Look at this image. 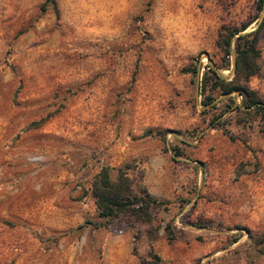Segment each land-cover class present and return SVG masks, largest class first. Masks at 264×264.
Instances as JSON below:
<instances>
[{"label": "rangeland", "instance_id": "374dc122", "mask_svg": "<svg viewBox=\"0 0 264 264\" xmlns=\"http://www.w3.org/2000/svg\"><path fill=\"white\" fill-rule=\"evenodd\" d=\"M256 2L0 0V264H264V52L251 107L198 92ZM102 167L161 201L149 223L103 226Z\"/></svg>", "mask_w": 264, "mask_h": 264}, {"label": "trees", "instance_id": "16d2710c", "mask_svg": "<svg viewBox=\"0 0 264 264\" xmlns=\"http://www.w3.org/2000/svg\"><path fill=\"white\" fill-rule=\"evenodd\" d=\"M54 7V0H48ZM256 10L260 13L263 11L257 26L245 33L234 35L238 31L246 28L247 24L242 25L240 29L229 30L222 27L217 45L222 53V58H228L231 53V45L233 44L235 63L234 74L231 80L222 78L216 70L210 65L205 66V70L201 75L198 83L199 90L207 92L205 97L208 101L213 100L209 92L214 88H219L223 93L236 90L242 98V104L246 108L256 103L255 94L249 91L245 85L234 82L237 79L246 80L257 74L259 66L257 59L264 52V0H257ZM260 36L262 37L260 39ZM196 75L198 69L193 71ZM210 80V81H207ZM210 84L208 86V83ZM91 197L98 217L102 218L103 226L118 220L130 223H144L151 221L153 210L161 203L160 200L152 196L145 188H133V182L126 175L125 171L117 169L115 177L112 179L109 169L102 167L93 177L90 184ZM167 229L168 226L166 225ZM171 232L166 235L167 239L171 238ZM160 258L150 249L144 256L138 257L137 264H159Z\"/></svg>", "mask_w": 264, "mask_h": 264}, {"label": "water", "instance_id": "95a60500", "mask_svg": "<svg viewBox=\"0 0 264 264\" xmlns=\"http://www.w3.org/2000/svg\"><path fill=\"white\" fill-rule=\"evenodd\" d=\"M234 67H235V63L234 61L232 62V70H234Z\"/></svg>", "mask_w": 264, "mask_h": 264}]
</instances>
